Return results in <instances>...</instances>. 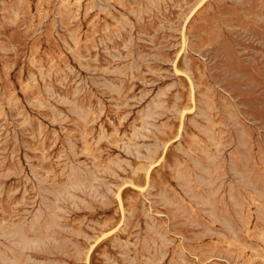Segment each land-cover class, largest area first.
<instances>
[{
  "label": "rangeland",
  "instance_id": "rangeland-1",
  "mask_svg": "<svg viewBox=\"0 0 264 264\" xmlns=\"http://www.w3.org/2000/svg\"><path fill=\"white\" fill-rule=\"evenodd\" d=\"M0 264H264V0H0Z\"/></svg>",
  "mask_w": 264,
  "mask_h": 264
},
{
  "label": "bare ground",
  "instance_id": "bare-ground-1",
  "mask_svg": "<svg viewBox=\"0 0 264 264\" xmlns=\"http://www.w3.org/2000/svg\"><path fill=\"white\" fill-rule=\"evenodd\" d=\"M118 30V29H117ZM78 90V89H77ZM95 175V174H94Z\"/></svg>",
  "mask_w": 264,
  "mask_h": 264
}]
</instances>
